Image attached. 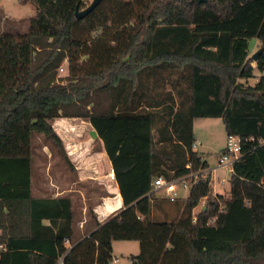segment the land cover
<instances>
[{
    "label": "trees",
    "instance_id": "trees-1",
    "mask_svg": "<svg viewBox=\"0 0 264 264\" xmlns=\"http://www.w3.org/2000/svg\"><path fill=\"white\" fill-rule=\"evenodd\" d=\"M84 1L31 0L28 30L0 32V264H112L115 240L139 242L130 264H264V74L247 83L251 38L264 73V0H101L77 20ZM160 87L166 98L152 97ZM59 117L90 121L123 201L104 223L91 208L84 235L69 195L32 192L33 135L65 154ZM198 118H221L243 139L229 198L199 173L208 163L193 149ZM159 176L188 177L173 220L154 217Z\"/></svg>",
    "mask_w": 264,
    "mask_h": 264
},
{
    "label": "rangeland",
    "instance_id": "rangeland-1",
    "mask_svg": "<svg viewBox=\"0 0 264 264\" xmlns=\"http://www.w3.org/2000/svg\"><path fill=\"white\" fill-rule=\"evenodd\" d=\"M21 1V0H20ZM26 3L21 1L20 6L17 4V7L13 8L10 11H4L0 9V32L1 31H12V32H26L28 30L30 19L35 15L36 10L34 5L29 1L25 0ZM93 0H85V8L92 2ZM261 41L257 38H251L249 40V49H250V57H252L260 48ZM253 65L256 66V62H253ZM61 75L66 74V67L64 70L59 71ZM181 73H177L174 71L171 77V80L174 82L176 79L181 84L179 85L181 88L186 89V82L184 79H181ZM264 73L260 72L256 67L254 70V77L250 78L247 83L250 85H255L260 76ZM170 75V74H168ZM151 79L149 80V82ZM245 81V80H243ZM171 84L167 82L165 84V90H171ZM152 89V88H151ZM152 92V91H151ZM166 92L163 88H159L156 91L152 92V97L159 98V95L163 98L165 97ZM177 100V98H176ZM162 109L154 110L158 113L161 112ZM71 131V130H70ZM73 133L70 138L66 139L63 143L64 152L62 149L57 146L51 139L47 138L43 134L35 133L32 138V146H31V156H32V192L34 196H51L53 195V189L50 187V181L52 177H56L58 175L61 176L63 183L60 184V188L65 187L69 189L71 186H75L73 184L75 178V163L77 157L72 155V151L77 144L79 146H86L83 143H79L78 139H80L83 134L87 131H81L77 135L75 131H71ZM68 133V132H66ZM194 135L195 140L200 141L201 145H198L197 149L199 153L202 155L203 160L207 161L208 168L204 171H199V173H206L211 175V186L214 191V194H221L224 198H229L230 193V179L232 176V172H230L226 167H219V156L221 155L225 145H226V128L224 122L221 118H198L194 121ZM81 144V145H80ZM98 140L91 143L94 145L95 149H98ZM70 152L71 154H69ZM89 154V152H86ZM86 157H90L89 154ZM73 158V161L72 159ZM75 158V159H74ZM88 158H86L87 160ZM88 162V163H87ZM87 164L93 165H103L105 161L101 158L97 160H88ZM224 181V184H221ZM91 183H87L84 186H78L82 191L85 192L87 196H94L91 200H87V211L86 216L88 220L91 216V208L95 207L98 203L97 197L103 194V191L98 187H93ZM50 188V189H49ZM56 191L57 189L54 188ZM190 190L186 189L185 191L180 190L178 194V198L176 202H170L167 200H163L165 197L168 198L166 194L163 192L156 193V197L159 201H161V207H154V217L157 219H169L173 220L181 215L182 205L184 204L187 195ZM66 195L71 196L72 193L67 192ZM88 199V198H87ZM169 199V198H168ZM74 205L76 207V215L77 218H80L82 203L75 196L73 198ZM204 202L205 199L201 200L199 205L193 210V214H197L202 211L205 207ZM93 212V211H92ZM87 230V229H84ZM1 233V232H0ZM81 235V233H80ZM140 252V244L136 240H115L113 241V259L118 258L119 262L115 263L112 261V264H130V258L134 255L139 254Z\"/></svg>",
    "mask_w": 264,
    "mask_h": 264
},
{
    "label": "crops",
    "instance_id": "crops-1",
    "mask_svg": "<svg viewBox=\"0 0 264 264\" xmlns=\"http://www.w3.org/2000/svg\"><path fill=\"white\" fill-rule=\"evenodd\" d=\"M21 1L23 3H26L25 0H21ZM21 1L0 0V9L6 12L17 7V4L19 3L20 6H24V4L21 5ZM29 1L31 2V0ZM52 126L59 135V137L61 138V140L64 142H65V138L69 139L70 136L73 135L71 131L77 132L76 133L77 135H80L79 133L81 131H87L85 132V134H83V136L80 139H78L79 143H83V145L86 146L84 147L79 146V148H77L79 145L77 144L75 146L76 148H74L72 151V155L77 157L76 160H78L77 163H75L76 171L73 182L75 186H71L69 189H66L65 187L61 189L60 184L63 183V180L61 179L60 175L56 177H52L49 184L51 189H53L52 191L54 192L53 195H51L52 197L66 195V193L69 192L72 193V195L70 196L72 199L76 196L78 200L83 204L81 207L80 218L77 221L76 231L77 233L79 234L81 233L84 235L85 232L87 231L84 229L92 228V224L88 220L85 214L87 211V206H86L87 200L88 201L90 199L92 200L94 196L93 197L91 195L87 196L85 192L82 191V189H80L79 187L82 185L84 186L87 183L89 184L91 183L92 185H94L93 187H98L103 191V194L97 197L96 201L98 203L95 205V207H93V211L97 216V220L101 223H104L110 215L117 214L123 207V201L119 191V186L116 180H112L109 176V173L113 170L112 163L106 154L103 141L99 138L96 130L94 129V127L92 126V124L88 119L79 118V117H59L52 121ZM96 140H98V144H97L99 146L98 149H95L94 145H91V143ZM194 144H196L194 150L199 153L197 147L198 145H201V142L195 140ZM86 152H89L91 156L86 157L88 154ZM68 153L71 154L70 152ZM86 158L88 159L86 160ZM99 158L105 161L103 165L100 166L98 164L97 165L87 164L88 160L92 161L94 159L97 160ZM71 159L73 161V158ZM54 188H56L57 190L55 191ZM158 192L160 191L157 190L156 193ZM88 231L89 234H91L94 230H88ZM68 246H70V244H68Z\"/></svg>",
    "mask_w": 264,
    "mask_h": 264
},
{
    "label": "built area",
    "instance_id": "built-area-1",
    "mask_svg": "<svg viewBox=\"0 0 264 264\" xmlns=\"http://www.w3.org/2000/svg\"><path fill=\"white\" fill-rule=\"evenodd\" d=\"M86 6V5H85ZM83 7V9L85 8ZM64 70L63 68L60 69ZM248 140V139H246ZM249 140L254 141V138H250ZM245 141V140H244ZM196 144H193V149H195ZM243 154V139L238 135H229L226 139V146L224 151L219 156V167H226L230 172H233V165L236 160H238ZM190 167V164L187 165ZM203 175L207 176V172ZM109 176L112 180L115 179L114 170L109 173ZM188 177H193L195 182L199 181V176L197 174H190ZM188 177L176 178V179H168L163 176H159L154 179L153 185L155 191H161L168 196L171 201L176 200L179 196L180 190L185 191L186 189L190 190L189 183L187 181ZM224 184V181L221 183ZM206 200V199H205ZM205 206L207 202H204ZM217 217L211 219L210 222H214ZM70 247V246H69ZM7 252V247L4 244L0 243V256ZM115 263L119 262V259L116 257L113 259ZM57 264H63V258L58 259Z\"/></svg>",
    "mask_w": 264,
    "mask_h": 264
},
{
    "label": "water",
    "instance_id": "water-1",
    "mask_svg": "<svg viewBox=\"0 0 264 264\" xmlns=\"http://www.w3.org/2000/svg\"><path fill=\"white\" fill-rule=\"evenodd\" d=\"M101 0H93L86 8L80 9L79 6L76 7L75 16L77 20L83 19L86 15L92 12L100 3ZM262 53V49L260 48L253 56L252 59L257 62L260 54ZM90 235V234H89Z\"/></svg>",
    "mask_w": 264,
    "mask_h": 264
}]
</instances>
